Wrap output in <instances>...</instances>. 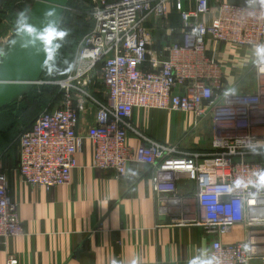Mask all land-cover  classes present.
<instances>
[{"label":"built area","instance_id":"1","mask_svg":"<svg viewBox=\"0 0 264 264\" xmlns=\"http://www.w3.org/2000/svg\"><path fill=\"white\" fill-rule=\"evenodd\" d=\"M34 1L0 0V25L6 28L0 56L15 35L10 9L25 13ZM187 1L92 0V28L77 44L68 74L49 83L61 101L20 135L16 171L24 184L47 192L67 185L86 139L95 170L123 178L133 159L150 168L157 215L214 235L207 264H251L255 258L264 264V254L258 255L264 246V162L248 158L264 150V135L252 131L264 124V59L257 52L264 45V0ZM170 10L179 17L176 28L168 23ZM222 45L257 52L251 64L258 78L254 94L216 97L223 82L216 58ZM98 85L103 100L91 91ZM136 108L192 114L193 127L209 117L211 153L152 141L130 123ZM86 116L92 122L81 136L77 126ZM130 132L140 140L135 151L127 143ZM182 178L195 183L194 204L177 192ZM238 224L248 229V238L223 243ZM22 235L17 204L0 172V238ZM5 264L18 260L10 256Z\"/></svg>","mask_w":264,"mask_h":264},{"label":"crops","instance_id":"2","mask_svg":"<svg viewBox=\"0 0 264 264\" xmlns=\"http://www.w3.org/2000/svg\"><path fill=\"white\" fill-rule=\"evenodd\" d=\"M187 4L190 5L189 0ZM168 23L175 28L179 25L176 18L174 21L168 17ZM145 26L153 37L151 25ZM257 55L244 47L219 48L216 58L223 71V82L216 97L255 93L258 78L251 64ZM91 122L90 116L82 118L77 133L85 136ZM193 122L192 114L138 108L130 120L136 130L156 143L178 144L185 151L210 154L209 117L201 119L195 127ZM200 126L201 132L191 137L189 134ZM252 131L264 135V124L254 126ZM127 143L135 151L140 140L130 132ZM248 158L264 162V150ZM74 159L69 184L49 192L24 184L16 167L4 168L8 196L17 204L23 235L0 238V264H5L10 256L18 264L208 263L214 235L194 226H176L170 217L157 215L148 166L133 159L128 162L123 178L95 170L91 168L92 146L86 139ZM176 185L178 194L194 204V181L182 178ZM247 238L248 229L238 224L222 237V242L232 244ZM260 254H264V246ZM251 264L262 263L255 258Z\"/></svg>","mask_w":264,"mask_h":264},{"label":"water","instance_id":"3","mask_svg":"<svg viewBox=\"0 0 264 264\" xmlns=\"http://www.w3.org/2000/svg\"><path fill=\"white\" fill-rule=\"evenodd\" d=\"M68 0H35L15 20V35L0 56V110L26 96L41 80L52 58L56 39H44L45 30L58 28Z\"/></svg>","mask_w":264,"mask_h":264},{"label":"trees","instance_id":"4","mask_svg":"<svg viewBox=\"0 0 264 264\" xmlns=\"http://www.w3.org/2000/svg\"><path fill=\"white\" fill-rule=\"evenodd\" d=\"M91 7L90 0H68L67 9L64 11L57 28L58 31H65L67 35L56 39L55 52L41 76L42 80L62 79L68 74L78 42L92 28V20L89 17ZM20 14L21 10L19 8L10 9L9 18L14 20ZM2 15L3 13H0V17H2ZM168 17L169 19H174V21L176 18L179 24V17L174 10L169 13ZM5 31L6 28L0 25V34H3ZM36 87L35 85L29 94L0 110V154L3 153L5 147L9 145V142L12 143L8 132L19 125V123H17L18 119L21 118L22 122L20 123L21 126H23L22 129L19 130V139L20 135L30 128L33 121L42 112L41 110L36 116L34 115L35 117L33 116V118L31 117L32 115L28 116V112L29 114L33 113L29 111L30 103L36 101L40 102L42 96L45 97L46 92H59L56 86L43 87V90L39 91L42 92V94L39 95Z\"/></svg>","mask_w":264,"mask_h":264},{"label":"rangeland","instance_id":"5","mask_svg":"<svg viewBox=\"0 0 264 264\" xmlns=\"http://www.w3.org/2000/svg\"><path fill=\"white\" fill-rule=\"evenodd\" d=\"M91 1V6H92V0ZM97 2H99L100 0H96ZM227 1V0H226ZM70 10V9H69ZM3 34H0V36H2ZM11 43V41H10ZM9 43V44H10ZM79 43V42H78ZM9 46V45H8ZM8 48V47H7ZM76 52V48L73 54V57L75 55ZM60 79H56V80H45V79H41V84L36 85V89H37V93L40 95L42 94L43 87H53L55 85L49 84L50 82H54ZM59 91V90H58ZM92 93H95L97 95V97L100 100L105 99V93L102 89V87L100 85H98L96 88H93ZM61 101V93L59 92H46L45 97L42 96V98L40 99V102L36 101L33 103H30V109L29 111L32 114H29L28 112V116H31L33 118V116L37 115L41 110H45V109H53L55 106H57ZM34 116V117H35ZM21 118L18 119L19 125H17L15 127V129H12L10 132H8L9 138L12 140V143L9 142V145L5 147V149L3 150V153L0 154V172H2L4 170V168H14L17 165V144H18V136L20 134V131L22 129L23 126H21ZM201 132V126L198 127L197 129H195L193 132H191L189 135L191 137H193L194 135H198Z\"/></svg>","mask_w":264,"mask_h":264},{"label":"clouds","instance_id":"6","mask_svg":"<svg viewBox=\"0 0 264 264\" xmlns=\"http://www.w3.org/2000/svg\"><path fill=\"white\" fill-rule=\"evenodd\" d=\"M51 35L52 39L62 38L67 35L65 31H58L55 27H49L45 30L44 39L48 42L47 37ZM258 54L264 59V45L257 48Z\"/></svg>","mask_w":264,"mask_h":264}]
</instances>
